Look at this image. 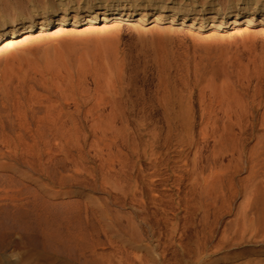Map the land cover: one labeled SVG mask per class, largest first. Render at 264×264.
<instances>
[{
    "label": "rangeland",
    "instance_id": "374dc122",
    "mask_svg": "<svg viewBox=\"0 0 264 264\" xmlns=\"http://www.w3.org/2000/svg\"><path fill=\"white\" fill-rule=\"evenodd\" d=\"M52 1L65 25L0 50V136L23 138L0 141V264H264V18L220 24L264 0L91 23Z\"/></svg>",
    "mask_w": 264,
    "mask_h": 264
},
{
    "label": "bare ground",
    "instance_id": "6f19581e",
    "mask_svg": "<svg viewBox=\"0 0 264 264\" xmlns=\"http://www.w3.org/2000/svg\"><path fill=\"white\" fill-rule=\"evenodd\" d=\"M61 1V0H60ZM129 0H117L115 1V4L111 6V3L109 0H90L86 3V6L82 8L77 5L74 9V17L76 16H85L86 22H97V21H107L111 19H120L123 18L133 10H137V7L142 8V15L139 17V22H143V20L146 19V15L148 14V10L157 9L158 15L157 20L160 21L162 19V16L160 15L164 10L169 8V11H172V16L176 13L177 10H185L183 7H193L194 1L189 0L186 2V0H146L144 4L140 3V0H132L130 3ZM173 3V6H168L167 3ZM209 2V4H212L213 0H204L201 4V9L203 10V4ZM245 2V1H244ZM128 3V4H127ZM61 4V3H60ZM43 10L40 12V16L37 18L26 16L20 19H10L8 22H3L0 24V39L3 38V44L0 46V50H8L10 49L15 43H16V37L23 35V38H29L32 36V32L35 30H46V29H52L55 27H62L68 22V14H69V7L67 3H63L60 6H55L52 0H48L44 2V5L42 6ZM51 9V10H50ZM216 12L218 9H215ZM220 10V9H219ZM234 13L231 15H226L222 17V20L220 24H225L228 22V20H231L236 22L239 18H243L244 21L249 23L252 18L251 16L254 14H257L264 18V9H259L254 7H251L248 11L241 12L240 7H235ZM49 11H51L49 13ZM83 11V12H82ZM183 19L186 17L187 12L182 11ZM223 13V11H222ZM228 20H224L226 18ZM214 18V16H210V19ZM183 23V21H182ZM264 24V23H263ZM203 24L201 23L199 25V28H203ZM257 32L259 35L264 34V25L258 27ZM0 141L8 146L14 145L15 148L18 150L21 148L23 144V138L21 135H17L15 140L9 139L4 133L0 136ZM0 156H3L0 155ZM12 207H15L16 210H19L21 213L22 211H27L23 207L21 203L14 204ZM5 208H9L8 206ZM38 221L43 220V217L41 215L36 217ZM57 234L56 239L62 240V237L65 238L68 242L73 243L76 247H78V250L83 253L87 246L82 243L78 242L83 238V233L79 231L78 229H73L69 227H64L62 229L61 224L58 222L56 225ZM4 236H1L2 238L1 243H3V246L8 245V241ZM18 241H21L22 236L18 235L15 237ZM6 241V243H5Z\"/></svg>",
    "mask_w": 264,
    "mask_h": 264
}]
</instances>
